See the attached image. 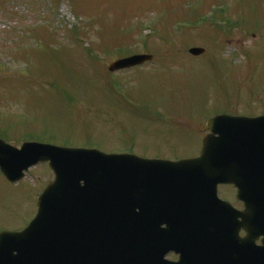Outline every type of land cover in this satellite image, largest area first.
<instances>
[{"label": "rangeland", "instance_id": "1", "mask_svg": "<svg viewBox=\"0 0 264 264\" xmlns=\"http://www.w3.org/2000/svg\"><path fill=\"white\" fill-rule=\"evenodd\" d=\"M197 46L204 58L188 54ZM133 53L154 59L107 71ZM222 109L264 111V0H0V134L12 144L176 160L197 154ZM51 179L46 164L16 184L0 173V227L34 216Z\"/></svg>", "mask_w": 264, "mask_h": 264}, {"label": "water", "instance_id": "2", "mask_svg": "<svg viewBox=\"0 0 264 264\" xmlns=\"http://www.w3.org/2000/svg\"><path fill=\"white\" fill-rule=\"evenodd\" d=\"M151 59L133 55L108 69ZM206 129L200 156L177 162L0 139V170L11 182L37 162L55 175L31 225L0 233V264H163L164 244L181 254L169 264H264V117L218 115ZM231 182L242 212L217 198V184Z\"/></svg>", "mask_w": 264, "mask_h": 264}, {"label": "flooded vegetation", "instance_id": "3", "mask_svg": "<svg viewBox=\"0 0 264 264\" xmlns=\"http://www.w3.org/2000/svg\"><path fill=\"white\" fill-rule=\"evenodd\" d=\"M251 116H254V114H252ZM227 187L230 188V189L233 191V192H232V191L230 190L231 194H232V193L235 194V192H236V188H235L233 185H231V186H227ZM232 198L234 199V195H232ZM236 203H237V204H233V206L236 207L238 210H242V208H243L242 203H240V202H238V201H236ZM31 219H32V217L29 218L26 222H24V223L21 224L20 226L9 227L8 229H10V230H19V229H22L25 225H27V224L31 221ZM244 235H245V232H244V231H241V232H240V236H244ZM256 242H257V244H260V242H261V238H259ZM171 257H172L171 253H169V254L166 255V258H167L168 260H170Z\"/></svg>", "mask_w": 264, "mask_h": 264}, {"label": "bare ground", "instance_id": "4", "mask_svg": "<svg viewBox=\"0 0 264 264\" xmlns=\"http://www.w3.org/2000/svg\"><path fill=\"white\" fill-rule=\"evenodd\" d=\"M48 260H50V259L48 258Z\"/></svg>", "mask_w": 264, "mask_h": 264}]
</instances>
